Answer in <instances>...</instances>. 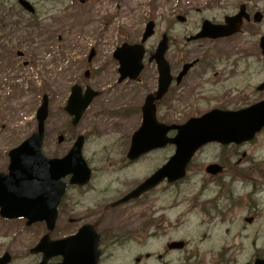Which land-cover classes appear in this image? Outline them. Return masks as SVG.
I'll return each mask as SVG.
<instances>
[{
  "label": "rangeland",
  "instance_id": "obj_1",
  "mask_svg": "<svg viewBox=\"0 0 264 264\" xmlns=\"http://www.w3.org/2000/svg\"><path fill=\"white\" fill-rule=\"evenodd\" d=\"M70 1L60 0L53 4L64 9L48 12L47 15L58 14L51 21H39V28H17L21 32L13 36L21 45L19 50L25 55L23 60L17 58L16 52H0L8 63L0 65V173L7 169V152L35 131V112L45 94L42 91L44 88L50 98V112L45 123L43 153L48 158L63 157L75 138L83 135L86 139L83 156L92 170V180L86 188L116 190L132 187L161 167L172 156L174 148L168 146L149 153L137 163L127 164L130 139L141 123L140 106L150 88L145 84L117 85V64L112 59L113 51L123 42H139L145 24L154 21L155 33L145 43V70L141 74L142 80L149 77V83H153L151 77L155 66L147 59L154 52L160 35L165 29L170 30V34L183 43V38L198 27L199 20L208 16L202 8L204 0H94V11L78 2L67 8ZM6 6L0 0V13L6 12L3 9ZM87 13H94L96 21H88ZM177 14L188 16L186 25L173 24L172 19ZM82 23L88 24L83 33L80 31ZM91 24L92 29L89 28ZM0 36L1 46L9 38L8 31ZM92 48L96 50V55L88 63ZM24 60L29 62L28 66L22 65ZM87 69L91 72L89 79L83 76ZM74 84L100 92L75 128L70 126V118L63 112ZM174 105L176 112L173 118H165L163 111L157 110L161 123L183 124L189 118L208 111L214 103L193 99L175 102ZM59 135L64 137L62 144L57 143ZM238 152L244 161L242 165L239 163V168L244 169L247 176L243 178L245 183L240 193L248 194L253 184L264 182L255 176L253 164L255 157L264 162V134ZM234 155L237 153L233 150L224 153L217 146L207 147L192 161L186 181L162 192L166 221L175 222V228H171L166 240L187 241L189 246L181 253L193 252L202 259V264H218L220 258L215 254L218 249L227 243L236 244L237 240L233 239L235 225L231 222L255 213L252 206L259 220H264V190L245 200L233 212L232 218L224 223L209 209V203L203 205L206 200H215L219 189L218 182L210 181L204 174V167L216 162L218 156H223L221 160L226 162ZM235 157L239 162L240 158ZM42 230L45 233L42 224H37L34 229L22 230L17 222L6 224L0 221V254L9 250L17 259L14 264L30 263L31 258L24 259L22 252L27 254L33 242L43 235ZM226 231H229V238Z\"/></svg>",
  "mask_w": 264,
  "mask_h": 264
},
{
  "label": "flooded vegetation",
  "instance_id": "obj_2",
  "mask_svg": "<svg viewBox=\"0 0 264 264\" xmlns=\"http://www.w3.org/2000/svg\"><path fill=\"white\" fill-rule=\"evenodd\" d=\"M59 1L2 0L5 6L8 3L3 7L6 9L3 20L4 25L9 27L7 30L9 38L3 41L0 52L4 50L13 52L18 49L17 40L13 36L21 32L17 28L35 29L40 27L39 21L40 23L51 21L58 13L49 16L48 12L64 9L53 5ZM22 2L30 5L33 13L28 11V6H22L20 4ZM77 2L82 6L88 5V9L94 11L96 2L94 0H71L67 8ZM202 8L208 16L199 20L198 27L183 38V43L176 38L177 36L173 37L170 30L165 29L160 35V40L163 37L167 38L168 49L165 59L171 76L165 93L156 103L157 110H162L165 118L174 117L175 102L207 100L214 103L208 111L214 109L237 111L264 99V0H204ZM178 15L182 14L174 16L173 24L186 25L188 16L183 15L186 21L181 24L177 20ZM87 16L88 21L92 19L96 21L94 13H87ZM204 22L207 23L211 34L220 30L222 35L188 41L200 32ZM87 25L81 24V33ZM89 28H93L92 24ZM5 31L1 30L0 35ZM89 54L94 58L96 50L92 48ZM150 64L155 66L154 63ZM186 65L190 67L181 76ZM144 70L145 64L141 74ZM116 74L118 76L117 70ZM141 74L136 82L127 80L122 84L131 83L138 86L145 84L150 88L146 96L155 95L158 87L156 67L151 77L154 79L153 83H149V77L142 80ZM139 112L141 114V106ZM263 134L264 130L258 136ZM245 146L246 144L218 147L224 153L233 150L237 155L230 156L226 162L221 160L223 156H218L216 163L221 166L222 172L213 176L206 174L210 181H216L219 185L216 199L208 203L210 210L222 223L232 218L233 212L245 200L250 196H256L264 189L261 182L253 184L248 194L240 193L243 178L247 176L244 169L239 168V163L242 165L244 161L238 151ZM205 149H200L198 154ZM235 156L240 158L239 162ZM144 157L127 164L137 163ZM232 160L236 161L233 163ZM253 164L255 176L264 180V162L260 157H255ZM230 170L234 172H229ZM237 182L239 184H235ZM181 183L164 180L156 187L146 189L141 195L124 202L123 198L132 193L139 183L116 190L69 188L60 204L58 216L61 214L62 220L56 222L54 229L48 234V239L50 241L67 239L78 235L82 228L87 227L82 232L81 240L62 246L70 257L80 258L84 262L82 264H202V259L197 258L193 252L182 254L189 246L187 241L166 240L172 231L171 228H175V222L166 221L162 192L178 187ZM176 196L179 194L176 193ZM252 211L255 213L231 222L235 225L233 239L237 242L235 245L227 243L218 249L215 253L220 258L218 264H251L255 260L264 259V220H259L260 217L253 206ZM0 221L6 224L17 222L22 230L36 227L35 224L28 226L26 219L6 221L0 218ZM225 234L229 238V231ZM39 241L40 238L33 242V246L27 252L28 255L22 252L24 259L31 258L28 264H38L41 260V254L31 252ZM5 252L10 254L9 264L16 263L15 255L9 250L2 252L0 257ZM61 262L62 257L57 256L51 258L48 264Z\"/></svg>",
  "mask_w": 264,
  "mask_h": 264
},
{
  "label": "water",
  "instance_id": "obj_3",
  "mask_svg": "<svg viewBox=\"0 0 264 264\" xmlns=\"http://www.w3.org/2000/svg\"><path fill=\"white\" fill-rule=\"evenodd\" d=\"M153 28V22L147 24L141 45L124 44L115 51L113 57L120 65L119 82L127 77L134 80L142 70L144 56L142 44L153 34ZM217 34L213 36L222 35L221 33ZM209 36L211 33L207 25L204 24L202 32L193 39ZM165 50V43H159L155 54L149 60L150 62L154 60L157 65L159 90L156 98L147 97L145 100L142 108V124L132 137L127 157L130 160H135L149 151L163 148L168 144L175 147V152L161 169L125 200L140 195L144 190L154 187L164 179L169 182L183 179L187 165L196 151L204 145L249 142L264 127V101L235 113L215 110L200 118L190 119L181 126L167 127L159 124L155 118L153 103L162 97L170 83L169 69L164 60ZM97 95L98 93L92 92L88 88L82 95L79 87H72L64 108V111L73 117L72 126L78 124L82 113ZM47 116L48 98L44 96L36 113L37 131L17 149L9 153L8 174L0 175V215L4 219L26 218L27 225L44 222L46 228L51 231L54 228L60 201L68 187L63 179L70 176V185L82 186L88 182L90 170L81 154L83 137L76 139L73 148L62 159L49 160L42 155L41 146ZM170 131H176V135L172 139L167 138ZM62 140L61 137L58 138L59 143ZM219 171L215 166H209L206 169V172L210 174ZM85 230L86 228L82 229L75 238L52 243L48 242L47 235L44 236L36 248V252L43 253L41 264H46L49 258L58 255L64 257L62 264H69L71 257L66 254L62 246L72 242L77 243L81 240L82 232ZM6 260L7 257L4 261ZM0 264H2L1 261ZM255 264H264V261H257Z\"/></svg>",
  "mask_w": 264,
  "mask_h": 264
}]
</instances>
